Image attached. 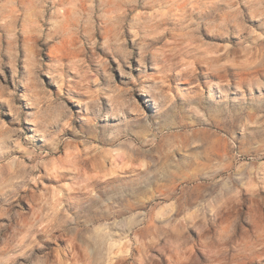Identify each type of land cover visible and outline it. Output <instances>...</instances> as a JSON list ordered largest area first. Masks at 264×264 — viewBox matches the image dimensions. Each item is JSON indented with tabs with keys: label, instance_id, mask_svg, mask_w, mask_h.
I'll use <instances>...</instances> for the list:
<instances>
[{
	"label": "clouds",
	"instance_id": "9594fccd",
	"mask_svg": "<svg viewBox=\"0 0 264 264\" xmlns=\"http://www.w3.org/2000/svg\"><path fill=\"white\" fill-rule=\"evenodd\" d=\"M0 264H264V0H0Z\"/></svg>",
	"mask_w": 264,
	"mask_h": 264
}]
</instances>
